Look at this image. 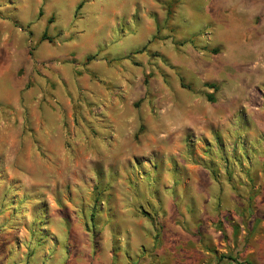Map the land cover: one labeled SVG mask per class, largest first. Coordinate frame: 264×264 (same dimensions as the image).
Listing matches in <instances>:
<instances>
[{"label":"rangeland","instance_id":"obj_1","mask_svg":"<svg viewBox=\"0 0 264 264\" xmlns=\"http://www.w3.org/2000/svg\"><path fill=\"white\" fill-rule=\"evenodd\" d=\"M27 146L36 172L0 154V264H264V0H0V147ZM206 173L226 207L168 228L163 178Z\"/></svg>","mask_w":264,"mask_h":264},{"label":"crops","instance_id":"obj_2","mask_svg":"<svg viewBox=\"0 0 264 264\" xmlns=\"http://www.w3.org/2000/svg\"><path fill=\"white\" fill-rule=\"evenodd\" d=\"M110 109L106 112V116L103 118L106 119L105 123L111 127L117 126L118 124L120 126H128V122H126V117H117L118 119L114 118L110 112ZM130 120V118H128ZM139 120V118H138ZM118 122V124H117ZM46 124L44 121L43 125ZM131 126L135 127V118L132 119ZM112 125V126H111ZM46 127H44L45 129ZM47 130V129H45ZM42 132V131H41ZM43 133H49L48 131H44ZM42 149L44 150H50L49 144L43 143ZM8 149H4L3 147H0V154L3 155V168L2 171H4L8 166L14 168V170L19 171H27L31 168L32 172H36L37 164H40L41 161L39 158H37L36 153L34 151V147L27 146V148L24 149V152L22 155L14 156V154H10L7 152ZM23 151V150H22ZM32 154V158L28 157L29 154ZM43 165L47 164L46 159H43ZM40 162V163H39ZM6 171V170H5ZM6 178L11 177L6 172ZM206 176L204 179L203 176L193 175L189 174L188 176H183L181 178V181L183 183V188L175 185L174 182L170 179L163 178V184L160 185V191L158 193L159 201L157 203V210L158 214L161 215L162 221L164 224L171 225L172 222L175 223L177 220L182 219H188V213L194 211L196 214H201V212H204L207 208L208 210H212L216 205H221L222 207H226V201L223 199L227 198L229 196L228 187L222 186L219 181H216L212 176L210 177L207 173L204 175ZM13 178V177H12ZM9 180V179H8ZM16 182V187L19 190V195L21 192H24L25 195L29 198L26 200L24 205L26 203H29V205H33L31 203V197H35V204H36V195L34 194V191L36 190V182L32 181L29 182L28 180H25L24 178L19 180H13ZM170 189H174V195L171 194ZM183 189V190H182ZM185 189V190H184ZM165 190V191H164ZM211 196H213V201L211 200ZM218 202V203H217ZM34 204V205H35ZM27 205V204H26ZM25 205V206H26ZM224 205V206H223ZM31 208H27L25 213V216L21 215V218L16 221L14 224L12 230L8 229L13 233L14 237H10L6 240L5 245L1 250H4V253L10 252V249L13 248L12 255L21 257L22 254H25V248L29 243L30 239V229L33 225V217ZM30 210V212H29ZM32 216V217H31ZM183 221V220H182ZM168 226V228H171V226ZM204 226V225H203ZM201 226V230L204 229V227ZM197 230V229H196ZM1 238V239H5ZM17 243V244H15ZM23 243V247H22ZM16 245V246H15ZM17 248V251H15ZM0 254V260L2 258Z\"/></svg>","mask_w":264,"mask_h":264},{"label":"trees","instance_id":"obj_3","mask_svg":"<svg viewBox=\"0 0 264 264\" xmlns=\"http://www.w3.org/2000/svg\"><path fill=\"white\" fill-rule=\"evenodd\" d=\"M82 5H83V2H80V3L77 5L76 10H79V9L82 7ZM210 86H211L212 88L215 87L214 85H210ZM207 100L210 101V102L213 101V97H212L211 94H208V95H207Z\"/></svg>","mask_w":264,"mask_h":264}]
</instances>
